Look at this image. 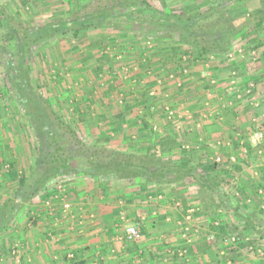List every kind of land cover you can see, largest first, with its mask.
Returning <instances> with one entry per match:
<instances>
[{
  "label": "rangeland",
  "instance_id": "obj_1",
  "mask_svg": "<svg viewBox=\"0 0 264 264\" xmlns=\"http://www.w3.org/2000/svg\"><path fill=\"white\" fill-rule=\"evenodd\" d=\"M95 1L98 2V0H0V4L12 16L42 23L68 18L73 10L84 6L89 9L91 7L88 4ZM193 1L195 0H149L156 8L168 11H180L183 5ZM218 1L221 0L196 2H200L202 10H206L210 4ZM256 11L264 16L263 0H243L230 13L234 17L233 23L243 33L248 34L235 41L234 48L230 52L231 57L226 58V61L234 64L233 68L239 67L233 59L240 57L242 52L241 49L238 50L241 46L237 47L236 43L242 45L244 42H249L248 39L252 37L249 33L255 20L251 12ZM136 25L119 30L113 27L90 29L79 37L67 32L33 45L28 50V64L31 67L29 90L39 92L59 115L77 128L85 140L99 145L142 154L152 147L153 152L157 151L159 155L160 145L154 144V141H159L167 132L177 139L179 145V148L171 154L173 160H180L188 153L197 155L203 149L211 150L213 147L210 144H204L205 142L196 139L201 133L193 131L194 126L202 119L225 117L227 112L223 110L227 106L226 100L229 96H222L224 100L220 99V103L213 106L211 98L216 97L217 93L213 90L215 86L209 82L202 83L200 87L203 89L205 87L207 93L213 96L206 98L210 105H206L203 100L199 102L195 99L192 104L196 107L192 109L188 104L189 100L184 101L185 97L180 96L188 97L190 95L188 91L192 89L187 87L188 93L185 94L181 88L185 77L190 80L191 76L199 74V72L196 74L195 67L211 62L212 56L207 61H197L198 52L185 42L180 45L179 51L174 52L171 50L174 41L164 39L160 35L148 34V27L139 28L137 23ZM7 30V24L0 15V122L1 128H5L8 134L11 132L17 144L15 146L14 141L11 140L9 144L5 143L9 150L3 155L0 163L4 164L2 169L8 172L18 170L15 159L17 155L20 157L19 162L28 156L32 165L37 138L29 117L25 115L24 107L16 97V89L6 70V55L12 48L3 49L9 40ZM261 36H264V31ZM244 49L246 56L254 55L252 51L255 48L248 49V46H245ZM233 68L231 67V70ZM204 92L203 90L200 95ZM21 99L27 103V99L24 97ZM182 104L185 108L181 107ZM156 106L164 107L159 117H154L152 113L153 107ZM198 106L200 110L197 109ZM187 108L189 111H186ZM203 112L206 117H203ZM176 120L186 122V128L176 129L174 126ZM105 126H107L106 130H104ZM256 126L259 124H254L252 130L239 127L243 130L241 140H244L239 147L231 149V146L236 145L235 135L232 133L236 132L234 128L229 131L228 139L223 138L224 145L222 141L213 144V146L218 145V151L223 154L222 156H214L212 153L207 157L208 159H192L196 165H200V162L205 164L207 162L210 165L215 163L216 167L220 166L218 169L229 170V174L223 173L224 180L222 177L218 178L222 180L220 188L229 197L227 206L220 204L215 213L211 199L207 202H198L197 198L205 194L197 189L193 197L191 196L196 200L193 202L189 199L186 204L182 202L180 206L185 208L187 212L185 215L191 216L188 229H184L185 225H183V229L179 228L177 231V233L181 232L183 243L178 244L179 247L172 249L171 252L166 251L167 258H165V246L162 245L161 253L158 255L161 259L144 257L133 264H158L160 261L164 262L163 264H264V237L259 233L244 231V216H238L236 211L238 209L244 215L253 212L256 218L264 219V140L253 143L250 139ZM103 130L106 136H102ZM183 131L190 133L188 138L185 137L184 142L181 141L184 140ZM246 148H248L247 152ZM232 150L233 153L241 150V153L234 155V158L231 156ZM218 157L221 158L220 162L217 160ZM10 160H14V163L12 164ZM27 163L23 167L24 170L30 166V162ZM78 163L81 168L88 166V161L83 157L79 158ZM18 174L22 175L20 172ZM178 187H173L168 193L183 197L185 190L182 186V188ZM13 192L12 190L7 195H12ZM3 194L4 197L5 193ZM170 203L178 206L177 202ZM188 209L191 210L187 211ZM213 221L225 225L228 230L227 239L236 237L234 244L223 240L226 247H234L235 252L228 253L224 248L220 251L213 248L209 253H201L199 247L201 244L198 240L209 236L211 233L209 223ZM31 225L38 226L33 222ZM32 226H29V220H25L20 211L10 225L0 232V264H33L28 253V249L32 247L28 242L29 229ZM52 233L55 235L56 230ZM248 240L251 243L247 244ZM177 241L179 240L174 239V243ZM70 250L68 249L66 254L65 250L61 256L59 255V259H56L58 264H70L71 259L79 258L76 251ZM164 258L166 260L163 261ZM48 262L53 263L50 258Z\"/></svg>",
  "mask_w": 264,
  "mask_h": 264
},
{
  "label": "crops",
  "instance_id": "obj_2",
  "mask_svg": "<svg viewBox=\"0 0 264 264\" xmlns=\"http://www.w3.org/2000/svg\"><path fill=\"white\" fill-rule=\"evenodd\" d=\"M262 39L264 41V36ZM241 43L243 42L241 41ZM236 44L237 47L241 46L238 50L241 49L242 51L240 52L241 58L233 59L236 60L238 68H233L235 67L234 64L226 61V58L231 57L230 53L212 56L213 60L211 62L202 66L199 64L195 67L197 68L196 74L197 72L199 74L191 76L192 80H188V77L184 79L185 82H183L181 88H183L185 94L189 92L190 95L180 97H185L184 101L189 100L188 104L192 109L196 107L195 104H192L195 99L199 102L203 100L206 105H210L207 103L206 98L213 96L207 93L205 87L204 89L200 87L204 82H209L215 86L213 90L217 94L216 97L211 98L213 106L220 103V99L224 100L226 95L229 96V100L226 98L227 106L223 110L225 113L227 112L225 117L202 119L197 121L196 126H194L195 130L193 131L198 134L201 133L199 138L196 139L205 142L204 144H210L213 148L211 150L203 149L197 155L188 153L186 157L181 159L203 160L204 158L208 159L207 157L212 153L214 156H222L223 154L218 151V145L213 146V144L221 143V141L222 144L225 143L223 138L228 139L229 131H232L233 128L236 129L235 133L232 132L236 140V145L231 146V149H233L244 143V140H241L243 130L240 128L247 127L252 130L254 124H264V45L254 49L257 51L256 55L246 56L245 46L255 44L250 42H244L242 45ZM229 60L232 61V59ZM230 66L233 68L232 70ZM187 87L192 88L191 91L187 92ZM203 90L206 93L200 95ZM181 107L185 108L183 104ZM153 108L154 117H159L163 113L162 108L164 107L156 106ZM197 109L200 110V107L198 106ZM186 111H189V108ZM204 114L203 112V117H206ZM174 126L176 129H184L186 128V122L176 120ZM139 127L143 128L142 125H139ZM105 128L107 126L104 127V130H106ZM190 129L192 130V128ZM104 130L102 136L106 134ZM193 131L192 133L195 135ZM183 134L182 138L184 140H181L182 142L185 141V137L188 138L190 133L183 131ZM113 135L114 133L111 137ZM9 140L14 141V138L11 132L8 134L5 128H1L0 122V162L3 155H6L9 150L8 145H6L11 143ZM13 143L17 146L15 141ZM11 145L13 146V144ZM9 147L11 146L9 145ZM245 151L247 152L248 148ZM240 153L241 150H238L231 156L235 158ZM154 154H157V151ZM36 155L32 165L31 160L27 158L28 156L23 158L22 162H19L20 157L17 155L15 159H17L18 170L15 171H4L2 169L4 164L0 163V193L2 194L0 196L4 198H0L1 204L8 198H14L15 191L18 189L24 175L28 176L33 171ZM13 161L10 160L12 164ZM27 162H30V166H27L24 170L23 167L25 163L28 164ZM88 167L89 163L86 168ZM218 167L220 166L218 165L216 168L218 169ZM217 169H213L211 173H215ZM19 172L22 173L21 176L18 174ZM202 173L204 172L202 171ZM217 182L221 187L222 180L217 179ZM177 185L182 186L185 190L183 197L168 193L173 187H178ZM197 189V182L191 178L159 184L153 181L147 182L144 178L131 180L106 177L96 180L81 173L61 175L50 180L33 199L22 203L16 215H19V212L22 211L25 220H29V226H32V222L38 224L37 227L32 226L28 234V242L32 244V247L28 249V253L33 264H51L48 262L49 258L52 260V264H58L59 255L61 256V253L65 250L66 254L68 249L76 251V255L79 257L77 260H83L86 264H133V262L135 263L144 257H150V259L151 257H158L162 245L165 246V258H167V252L177 249L178 244L183 243L181 232L177 233V231L179 228L183 229V225H185L184 229H188L191 216L190 214L185 215L187 213L184 210L185 208L180 206L182 202L186 204L187 200L190 199L189 201H191L193 193H196ZM9 190L14 191L12 195H7L10 192ZM3 193H5L4 197ZM204 194L205 196L197 198L198 202L210 200L208 192H204ZM195 200L192 199L193 202ZM47 202L49 203L47 204ZM68 202L70 208L66 209L65 204ZM170 202H177L178 206ZM128 225H136L139 228L142 234L139 239L127 240L125 229ZM54 230H56L55 235L52 233ZM57 231H60V233H57ZM174 239L179 241L174 243ZM203 240H198V243ZM168 247H171V249ZM148 248L149 250H146ZM70 254L73 255V253ZM165 258L163 261L166 260ZM158 259H161L160 256ZM163 263L162 261L158 262V264Z\"/></svg>",
  "mask_w": 264,
  "mask_h": 264
},
{
  "label": "trees",
  "instance_id": "obj_3",
  "mask_svg": "<svg viewBox=\"0 0 264 264\" xmlns=\"http://www.w3.org/2000/svg\"><path fill=\"white\" fill-rule=\"evenodd\" d=\"M196 1L183 5L180 11H168L156 8L149 0H98L89 3V9L84 6L73 10L68 18L42 23L12 16L0 4V15L7 24L9 39L3 49L12 47L6 55V70L38 142L33 171L28 176L24 175L14 198H8L0 205V232L10 225L22 203L33 199L50 180L61 175L81 173L96 180L106 177L131 180L144 178L147 182L159 184L191 178L197 182L201 193L208 192L214 212L220 204L227 206L229 197L220 190L217 179L222 177L224 180L223 173L227 175L229 170L217 169L215 163L210 165L200 162V165H196L190 159L173 160L171 154L179 145L169 133L165 132L159 141H154V144L160 145L159 155L154 154L152 147L142 154L99 145L85 140L77 128L59 115L39 92L29 90V48L67 32L79 37L90 29L113 27L119 30L137 23L139 28L148 27V34L174 41L171 46L174 52L179 51L182 43H187L198 52L197 61L229 54L235 41L246 35L233 23L234 17L230 14L243 0H221L210 4L206 10H202L200 2ZM251 13L255 20L249 33L252 37L248 41L255 45H249L248 49L264 45L261 36L264 16L257 11ZM22 97L27 99V103ZM259 127L264 128V124ZM81 157L88 161V168L78 165V158ZM214 168L217 170L211 173ZM236 211L238 216H244V231L259 233L264 237V219L256 218L253 212L244 215L238 209ZM209 227L211 233L200 242L201 252L209 253L213 248L235 252L234 247L224 244L223 240L234 244V241L226 238L228 230L225 225L213 221ZM249 243L251 241L248 240ZM70 264L86 263L73 258Z\"/></svg>",
  "mask_w": 264,
  "mask_h": 264
},
{
  "label": "built area",
  "instance_id": "obj_4",
  "mask_svg": "<svg viewBox=\"0 0 264 264\" xmlns=\"http://www.w3.org/2000/svg\"><path fill=\"white\" fill-rule=\"evenodd\" d=\"M252 52L255 55V53H256L255 50H253ZM170 113L172 114V112H170ZM250 139H251V142H253V143H258L260 141H263L264 140V128L256 126L255 129L251 133ZM217 160L220 162L221 158L218 157ZM48 203L49 202H47V204ZM65 208L66 209L70 208L69 202L65 204ZM125 230H126L127 240H130V241L137 240L142 235L141 231L139 230V228L136 225H128ZM235 238L236 237L231 238L232 241H234Z\"/></svg>",
  "mask_w": 264,
  "mask_h": 264
}]
</instances>
